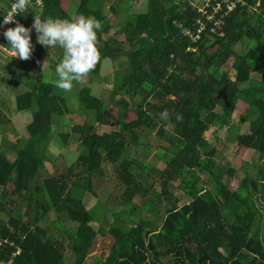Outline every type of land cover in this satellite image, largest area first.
Returning <instances> with one entry per match:
<instances>
[{
	"label": "trees",
	"instance_id": "trees-1",
	"mask_svg": "<svg viewBox=\"0 0 264 264\" xmlns=\"http://www.w3.org/2000/svg\"><path fill=\"white\" fill-rule=\"evenodd\" d=\"M60 1L43 0L41 9H29L40 14L41 19H70L62 11ZM95 1L81 0L75 12V17H94L102 24V30L98 31L101 61L88 78L99 76L103 62L111 65L119 54L125 56L126 65L122 70H115L117 82L107 101L103 96L94 97L89 87L78 90L76 100L80 108L76 112L90 111L92 123H77L71 127L63 124V129H57L63 144L71 135L77 137L80 153L75 166L61 173L56 160L44 163L47 155L36 156L37 146L47 141L53 131L52 118L69 115L71 111L60 95L62 90L51 80L43 81L39 61L49 49L35 45L33 39L31 66L34 79L28 85L29 91L15 97L18 111L31 112V121L26 126L29 141L13 162L0 153V198L11 196L18 203L33 188L37 208L35 222L42 214L53 212L57 219L63 216L69 224L76 225L74 233L69 227L66 231L69 263L53 239L45 237L38 228L26 227L24 215L16 210L19 205L14 209L12 203L5 205L0 201V240H6L0 248V264H86L98 235L91 223L99 224L109 210L103 215L92 214L81 198L86 194L96 196L92 177L102 174L104 163L117 167L127 176L128 182L124 177L121 179L127 201L132 202L139 195L143 197L146 188L138 181L139 172L133 173L130 167H138L146 173L153 168L126 158L128 146L136 149L135 146L146 145L149 134L138 140L137 131L152 132L158 123L161 126L157 133L167 147L161 148L157 156L161 158L168 149H176V153L165 170H156L162 178L161 193L151 194L158 201L156 205L143 202L147 212L153 210V221L143 236L136 238L133 232L137 233L141 223H134L126 215L132 233H122L119 226H113L112 232L122 240L129 236L125 250L115 247L105 259L93 264H264V0H246V6L237 8L226 20L224 38H204L194 45L183 39L173 26L174 20L191 24L187 20L191 14L188 0H150L144 13L128 14L116 25L92 13L90 6ZM110 7V14L118 17L115 7ZM5 10L0 11V21ZM26 13L19 15V19L22 25L30 28L34 19L26 17ZM120 32L124 44L117 42ZM243 39L248 45L240 46L239 52L236 47ZM0 44L10 49L4 36ZM58 49L59 56L51 67L53 71L63 55L62 49ZM172 49L182 55L173 53ZM184 56L188 60L202 58L205 76L189 79L173 71L185 65ZM231 57L239 59L233 80L221 70ZM154 90L157 93L146 108L145 103L137 101V98L142 100L143 92L150 94ZM116 96L122 99L115 101ZM172 97L178 100L173 108ZM238 103L251 110L242 133L237 132L232 117L226 115L227 110L233 111ZM110 107L116 108L117 113L111 115ZM133 108L137 119L126 122L123 119ZM164 110L171 116L167 121L159 119L158 114ZM177 114L182 116V121L175 119ZM167 123L170 126L165 128ZM213 130H219L223 135L224 131L232 133L236 146L251 150L259 162L254 176L245 177L238 185L246 192L247 202L235 196L228 183L223 181L226 175L234 177L235 172L214 161L217 144L225 145V142H214ZM182 171H186L185 178L192 173L197 179L203 176L213 180L216 195L202 190L198 193L193 180L184 179ZM175 180H178L177 190L189 198L179 205L168 190L169 182ZM161 197L170 198L160 223L156 224ZM254 198L260 205H256ZM168 238L176 242L169 244Z\"/></svg>",
	"mask_w": 264,
	"mask_h": 264
},
{
	"label": "rangeland",
	"instance_id": "rangeland-1",
	"mask_svg": "<svg viewBox=\"0 0 264 264\" xmlns=\"http://www.w3.org/2000/svg\"><path fill=\"white\" fill-rule=\"evenodd\" d=\"M11 0H0V11L3 12L4 9H6L7 5L10 3ZM106 1V0H105ZM111 0V3L106 1V4L100 3L103 5L102 11L106 14L109 13L108 6L115 7L117 14L119 15L116 17V15H112L110 17H106L109 20V23L112 25H116L119 21L123 20V18L128 14H140L144 13L148 9V2L150 0ZM118 1V4H117ZM161 1V0H159ZM98 2V0H97ZM99 4V6H100ZM106 5V6H105ZM256 7H253L254 9ZM99 10V8H98ZM74 11H72L73 13ZM33 13V14H32ZM35 11L33 9L28 10V14H25L26 17L34 19ZM40 15V14H38ZM107 20V21H108ZM120 23V22H119ZM117 42L120 44H124V36L123 33L120 32L117 34ZM248 45V42L246 39L241 40V44L236 47L237 51L240 52V46H246ZM173 53L177 55H182L180 51H175L172 49ZM212 50H209V53H212ZM5 57H10L9 55H3ZM11 58V57H10ZM185 59V65L180 68H174L173 71H175L177 74H180L184 78L192 79L193 77H204L205 73L202 71V63L203 59L200 58H191L190 60ZM44 64L42 61H40V65ZM239 63V59H236L235 57L229 58V60L226 62V64L222 67V71L226 73L228 79L233 80L235 76V68L237 64ZM126 65V58L122 54H119L114 60L112 61V64L108 65L107 61L103 62L102 71L100 74V78L98 77H92L86 78L82 83H78L74 85V88L71 92H64L61 91L60 95L66 100L67 106L69 111H71L70 116L64 115L63 117H53V131L51 132V143H53V155L56 157H59L60 154H64L62 156L64 159H66L67 165H70L69 167L75 166V161L80 153V148L75 146H72L69 148V152H66L65 149H68L66 147V144H63L60 138L58 137L57 129H63L64 127L61 126L65 124L66 126L70 127L75 124H89L93 122V116L90 111L85 112V114H79L77 111V108H80V105L78 104V101L76 100V94L78 90L82 87H89L91 89V94L94 97L101 98L103 96V100L107 101L108 96L110 95L113 85L117 82V78L115 79L114 72L115 70H122L125 68ZM43 67V66H41ZM43 69V68H42ZM33 73V71H32ZM48 76V79L45 77V82L48 80L55 81L57 79V76L55 74V71H52L49 73L45 68L42 71V77ZM114 75V76H113ZM50 76V77H49ZM32 80L34 79V73L32 75ZM106 79V80H104ZM255 80V78H252ZM252 80V81H253ZM31 84V83H29ZM28 84V85H29ZM156 90L153 92L146 93L143 92L141 94L142 100L137 98V101H142V103H145V108L147 107V103L149 101H153V98L155 96ZM121 96H116L115 101L121 100ZM173 101V104H171V107L173 108L174 105L177 103V99L175 97L171 98ZM123 100H126L123 98ZM127 101V100H126ZM136 101V102H137ZM251 111V110H250ZM249 111V108L242 104L238 103L237 107L233 111L227 110L226 115L228 117H232V122L237 126V132L240 133L244 132L247 127L246 119L251 115V112ZM110 114L114 115L117 113L116 108L110 107L109 108ZM31 113V112H30ZM140 115V114H139ZM121 117V115H119ZM137 119V115L135 113V108L131 109L124 117L123 120L126 122H130ZM122 120V121H123ZM232 123V124H233ZM95 125V124H94ZM121 125V121H120ZM161 124H156L155 129L153 131L149 132L145 129L142 131H137L139 134L138 140H142L143 136L146 137V145L144 146H135L136 149H134L132 146H128V156L126 158L130 160H136L141 164V166L147 165L150 168H153V171L150 169L148 173L145 171H140L138 167L132 166L130 167L131 171L133 173H138V181L143 183V185L146 188L145 195L137 196L132 202H129L124 198L123 196V190L125 188V185L123 184V181L121 180L122 177L125 179L127 178L126 175L122 174L117 167L111 166L107 163L103 164L102 168V174L99 175V177H92V188L94 189L96 193V198L90 194H86L84 197L81 198L82 203L86 207L87 210H91L92 214L96 215H103L105 210H109V214L101 220L99 224L92 222L91 225L98 231V235L94 241L93 246L90 248L89 253L86 258V264H93L97 261H101L105 259L111 250H113L115 247H120L122 250H125L127 247V240L129 239V236H125V240L119 239V237H116L112 232L114 231L113 226H119L122 233H128L131 234L132 232H129L131 228L128 225L127 217L128 215L130 219L134 223H141V226H139V230H137V233L133 232V235L136 238H140L143 236V234L146 232V229H148V225L151 224L153 221V210H150V212H147L144 208L143 202L151 203L156 205V202H158L154 197H152L151 194L155 193L156 195H159L161 193L160 189V181L162 178H160L156 170L163 171L166 168V164L171 160L173 155L176 153V149H169L167 153H162L161 158L157 156L161 152V148L165 149L167 147V144L164 140H161L160 136L157 133V130ZM170 126V124L167 123L165 125V128ZM62 127V128H61ZM151 128V127H150ZM215 129V128H212ZM170 130V129H169ZM213 136L212 139H214V142L218 143L222 142L224 140V144H217V155L214 158V161L219 163L221 166H223L225 169L232 168L234 169L235 176L230 177L226 175L223 178V181L228 183V188L233 194L240 199H242L244 202H247L246 198V192L239 188V182L242 181L245 177H253L256 168L259 166V162L257 158L253 155V152L251 150L245 149V148H239L236 146L235 138L232 133H229L224 131V135L219 130H213ZM233 132V131H232ZM234 133V132H233ZM204 136H207L208 138H211L208 136V134H205ZM73 141L76 143L77 137L74 135H71ZM224 138V139H223ZM165 147V148H164ZM156 152V153H155ZM46 166V165H45ZM49 167V164H47ZM73 172H76V170H73ZM181 175L184 179L193 180V183L196 187V191L199 193L200 190L203 192H208L210 195H216V192H214V181L213 180H207L206 177H200L195 178L192 173H190L186 178L185 175L186 171H182ZM126 182H128V179H126ZM150 188L148 189V187ZM178 186V180L170 181L169 187L170 189L177 190ZM168 187V188H169ZM202 193V192H201ZM36 193L33 191V188H30L29 195L26 197L25 200H23V204L18 206L15 205L14 208H17L16 210L18 213H22L24 216L23 222L25 223L27 228L31 229H40L44 236L47 238H51L55 241L56 247L58 250L62 253L64 259L69 263V253L66 249V235H67V228L69 227V230L74 233L76 230L75 224H69L67 221L64 220L63 216L60 217V219H57L55 214L53 212H49L48 214H42L40 217V220L37 222L34 221L35 214L37 212L36 205L34 203ZM170 198V197H168ZM168 198L161 197L160 198V206L158 208V218L156 220V224L160 223V216H162L165 212V209L168 207ZM258 199V197H257ZM256 198H254V201L256 202V205H260L259 201ZM180 203H184L189 201V198L187 196L181 197L180 196ZM153 206V205H152ZM151 207V205L149 206ZM16 211V212H17ZM10 212V211H8ZM94 212V213H93ZM8 217V216H7ZM147 225V226H146ZM116 229V228H115ZM117 235V234H116ZM134 238V237H132ZM131 238V239H132ZM176 241L173 239L168 238L169 244H174ZM126 246V247H125ZM224 253V252H222Z\"/></svg>",
	"mask_w": 264,
	"mask_h": 264
},
{
	"label": "clouds",
	"instance_id": "clouds-1",
	"mask_svg": "<svg viewBox=\"0 0 264 264\" xmlns=\"http://www.w3.org/2000/svg\"><path fill=\"white\" fill-rule=\"evenodd\" d=\"M39 2L40 0H37V3ZM31 4L32 0H13L10 10L3 16V24H15L16 26L7 28L2 34L10 46V51L14 53V57L21 61H29L32 58L33 29L36 32L38 44L47 49L57 47L62 49V59L55 67L58 79L53 83L56 88L64 92H71L74 85L82 83L101 61L98 31L102 30V24L94 17L84 15L72 19H41L35 14L31 28H28L15 18L27 12ZM47 63L48 59L44 61L43 69ZM158 115L162 121L171 118L168 110ZM175 119L182 121V116L177 114Z\"/></svg>",
	"mask_w": 264,
	"mask_h": 264
},
{
	"label": "crops",
	"instance_id": "crops-1",
	"mask_svg": "<svg viewBox=\"0 0 264 264\" xmlns=\"http://www.w3.org/2000/svg\"><path fill=\"white\" fill-rule=\"evenodd\" d=\"M106 1L111 3V0H106ZM106 1L105 0H98V2L95 1L93 5L90 6L91 9L93 10L92 13L103 16L104 18L112 16L113 14H106L102 11L103 5H101L100 3L102 2L106 4ZM80 2L81 0H61L60 7L62 11L70 19H72L75 17V12ZM109 7L110 6H108V8ZM72 11L74 12L72 13ZM26 14H28V11ZM107 20L108 18H106V21ZM107 22L109 23V20ZM32 39L35 45H40L37 43L36 32L34 29L32 31ZM3 53L5 55L6 54L9 55L11 58L0 56V153H2L9 162H13L16 159L17 154L20 151H24L27 147L29 136L26 131V126L31 121V113L29 111H18L16 109L15 97L21 93L29 91L28 84L33 81L32 80L33 70L31 66V59L29 61H21L20 59L14 57V53H12L9 48L2 45L0 48V55H3ZM57 56H59V49L57 50V48H52L49 49L48 53L40 59V61H42L43 63L45 60L48 59V63L45 69L49 71V73L53 71L51 67L54 65ZM41 66H43L42 63L40 67ZM42 68L43 67H41V69ZM45 77L48 79V76L44 75L43 77L44 82H45ZM96 77L100 78V75ZM49 81L50 80L46 82ZM51 81L53 80L51 79ZM68 116H70V114ZM51 136L52 135L50 134L47 141L40 143L37 146V148L35 149L36 156L39 158L47 155L46 156L47 158L45 157L44 163L46 162L49 163L56 160V162H58L57 168L61 173H64L67 171L66 169L70 165H67L68 161L62 157L64 156L65 153L63 154L59 153V157L53 155L54 145L53 143H51ZM73 139L74 138L70 136L68 142L66 143V147L68 148L65 149L66 152H69V148L72 146L76 145V147H79L78 143L77 142L75 143ZM168 151L169 149L167 151H164V153H167ZM127 153H129V151ZM8 190H10V188H8ZM168 190L178 200V205L182 204L180 203L181 201L179 197L182 196L183 194L178 190L170 189V187L168 188ZM0 192H1V188H0ZM25 199H26V195L23 197V199L17 201L18 203H15L14 202L15 199L11 196H8L6 199L0 198V201L5 203V205H11V203L12 205H21L23 204L22 201Z\"/></svg>",
	"mask_w": 264,
	"mask_h": 264
},
{
	"label": "built area",
	"instance_id": "built-area-1",
	"mask_svg": "<svg viewBox=\"0 0 264 264\" xmlns=\"http://www.w3.org/2000/svg\"><path fill=\"white\" fill-rule=\"evenodd\" d=\"M13 0L10 1L4 15L10 10ZM246 6V0H188V7L190 9V16L187 20L191 22L190 25L184 24L178 20L173 21V26L178 31L183 39L190 45L199 44L204 38H224L225 26L227 18L239 7ZM258 3H256V7ZM43 7V0L37 3V0H32L29 8ZM22 14V13H21ZM20 14V15H21ZM3 15V16H4ZM20 24L22 22L19 16L15 18ZM15 27V24H3V17L0 21V41L3 37V32L9 27ZM1 48V44H0ZM195 51L194 49H192ZM6 240H0V248ZM19 251H16L18 254ZM9 264V263H7Z\"/></svg>",
	"mask_w": 264,
	"mask_h": 264
}]
</instances>
